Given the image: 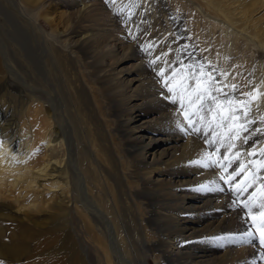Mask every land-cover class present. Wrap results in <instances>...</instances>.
<instances>
[{
    "label": "bare ground",
    "instance_id": "6f19581e",
    "mask_svg": "<svg viewBox=\"0 0 264 264\" xmlns=\"http://www.w3.org/2000/svg\"><path fill=\"white\" fill-rule=\"evenodd\" d=\"M163 2L0 0V257L16 254L9 233H51L36 215L47 210L59 223L53 233L91 238L106 264H264L253 227L223 186L226 169L211 156L240 158L229 187L250 179L260 204L264 169L253 179L246 166L250 156L255 167L264 161V128L255 123L245 148L226 121L208 136L209 126L193 128L204 105L194 81L179 78L197 68L214 89L220 77ZM214 5L234 28L233 15L254 22L251 39L264 44L254 20L264 0ZM219 87L217 100L227 92Z\"/></svg>",
    "mask_w": 264,
    "mask_h": 264
},
{
    "label": "rangeland",
    "instance_id": "374dc122",
    "mask_svg": "<svg viewBox=\"0 0 264 264\" xmlns=\"http://www.w3.org/2000/svg\"><path fill=\"white\" fill-rule=\"evenodd\" d=\"M163 1V5L170 7V9L175 11L177 16H180L176 17V20L180 26H183L186 33L189 34L187 38H189V40L190 38L192 39L190 42L196 49L198 48V53L203 55L209 64L215 68L216 73L219 74V79L214 77L213 85H215L216 88L220 86L224 88L222 90L227 91L225 92V98L218 96L219 100H217V95L213 92L217 90L216 88H214L215 90L213 89L210 80L204 78L206 75L204 77L201 76L197 68H185L182 78H179L181 85H188L186 82L191 81L193 83L194 81L193 88H195V94H200V99L198 101L203 103H200L201 105H204L200 111L201 115L195 114L193 116L194 119L192 118L193 121L191 124L193 128H196L195 130H198L197 132L199 134L206 128L205 126H209V130L206 132L208 136L211 133L213 134V131L216 130L221 121H226L227 124L231 123V132H229L230 134L228 133L229 138L238 134L239 142L241 141V144L244 143L242 147H247L250 140H253L255 135L257 136V134H254V130L256 129L255 123L259 122L261 124L258 132L264 128V44L259 45L257 40L251 39L254 32H256L255 23L240 21L245 19L240 18L241 14L233 15L236 28L230 24L221 22L215 16L214 3L217 2V0H212L213 3L211 7H206L204 4L198 5L197 0H192V2L190 0ZM234 2V7H237L241 4L242 0H234ZM201 10H205L208 16L205 17ZM254 16V20L257 24L264 28V8L256 11ZM145 48L146 47L139 48L138 46L140 52L148 57V51ZM182 57V61L187 63V57L189 56L185 55ZM145 66L146 69L152 71L151 74L155 73V69H157V73L160 72L154 60L151 61L149 59ZM157 75L159 83L162 82L161 75H159V73ZM182 81H184V83ZM230 85H236L237 87L233 89ZM252 95H256L257 98L252 99ZM239 102L247 103V108L244 107L243 103ZM230 111L232 112L230 113ZM191 116L189 113L188 117L191 118ZM239 129L240 132L238 131ZM252 133L254 136L251 135ZM248 135L252 137H247ZM218 152L220 153V150H218ZM240 153H242V151H240ZM213 155L214 154L211 155L212 161L214 160V163H217L215 165L221 164L222 167L224 166V168H222L223 171L226 169L223 172L225 178L223 179V186L225 189H228V191L226 190L227 192H231L230 195L232 199H235L239 206H241V210L244 211L248 224L251 225V228L253 227V234L258 237L256 245H259L258 247L264 250V245L260 243V229L257 227L260 223L261 216L264 215V211L254 207V209L249 212L248 207H245V205H252L253 203L259 205L257 196L254 195V193L249 195L252 191V181L250 179L244 180L240 185V187H242H239L238 190H234L235 187L230 188L229 186L236 181L235 178L237 177V173L240 172L236 171L235 174L233 172L236 169L231 171L234 167L232 162L234 161V163H237L238 159L234 160L233 157L235 154H229L232 160L223 163V157L220 156L219 158L218 155ZM250 157H248V160H250L249 162L251 165L249 164V167L246 166V168H250L248 169V172L251 171V173L249 172V174H251L250 177L255 179L259 172L264 169V161L262 162V159H260V162L255 167L254 163L258 158L257 156L255 158ZM240 161L239 158L238 163ZM241 163L240 166H242ZM251 166L254 167L252 168ZM229 173L233 174L230 175ZM263 181L264 179H262V182ZM245 186H247L246 190H243ZM36 215L40 217L39 224H42V227L46 228V230L51 233L44 232L47 234H43L42 232L36 235L29 234L26 237H13L9 233L6 236V242L10 245H15L13 252L15 251L16 254L15 256L12 255L11 260L0 257V264H106L103 260L98 261L97 255H95L94 250L91 249V238L81 233L77 237H73V239L72 237L64 238L59 233H53L58 229L59 223L50 218V213L47 210H43L41 214ZM29 227L33 228V225ZM34 230L38 229L33 228L31 233H33ZM74 245L75 247H73ZM144 262L145 264H152L150 260Z\"/></svg>",
    "mask_w": 264,
    "mask_h": 264
},
{
    "label": "snow or ice",
    "instance_id": "6c2138e0",
    "mask_svg": "<svg viewBox=\"0 0 264 264\" xmlns=\"http://www.w3.org/2000/svg\"><path fill=\"white\" fill-rule=\"evenodd\" d=\"M106 2H107V0H106ZM112 2L115 3V0H112ZM159 75L163 76V73L160 72ZM230 87L235 89L237 86L236 85H230ZM168 90H169V92H171L172 88H169ZM249 95H251V94H249ZM256 98H257L256 95H252V99H256ZM239 103H243L245 108H247V106H248L247 103H245V102H239ZM186 119H187V117H186ZM221 179H225L224 176H221ZM246 187L247 186H245V188L243 190H246ZM261 195L264 196V191H262ZM245 207H248L249 212L252 211L253 207H256V208H259L261 210H264V200H262V202L259 205H256L255 203H253L250 206L249 205H245ZM257 227H259V229H260V243L262 245H264V215L261 216L260 223L257 225ZM249 235H251V234H249Z\"/></svg>",
    "mask_w": 264,
    "mask_h": 264
}]
</instances>
